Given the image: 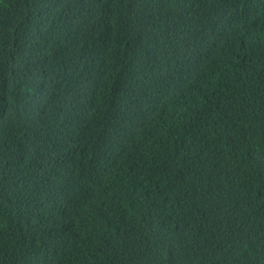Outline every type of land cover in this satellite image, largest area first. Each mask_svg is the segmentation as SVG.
<instances>
[{"label":"trees","instance_id":"1","mask_svg":"<svg viewBox=\"0 0 264 264\" xmlns=\"http://www.w3.org/2000/svg\"><path fill=\"white\" fill-rule=\"evenodd\" d=\"M0 264H264V0H0Z\"/></svg>","mask_w":264,"mask_h":264}]
</instances>
